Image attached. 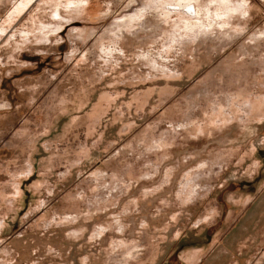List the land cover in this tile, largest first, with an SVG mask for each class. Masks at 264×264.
Wrapping results in <instances>:
<instances>
[{"label":"rangeland","instance_id":"1","mask_svg":"<svg viewBox=\"0 0 264 264\" xmlns=\"http://www.w3.org/2000/svg\"><path fill=\"white\" fill-rule=\"evenodd\" d=\"M180 1L0 0V264H264V0Z\"/></svg>","mask_w":264,"mask_h":264},{"label":"bare ground","instance_id":"2","mask_svg":"<svg viewBox=\"0 0 264 264\" xmlns=\"http://www.w3.org/2000/svg\"><path fill=\"white\" fill-rule=\"evenodd\" d=\"M192 0H184V1H180L178 2L176 5H178V7L181 6H185V7H190V3ZM225 1V0H224ZM169 5V4H168ZM194 11V10H193ZM196 13V12H195Z\"/></svg>","mask_w":264,"mask_h":264}]
</instances>
